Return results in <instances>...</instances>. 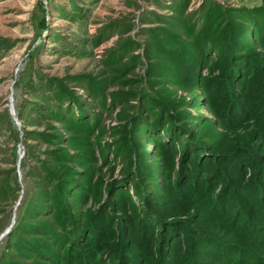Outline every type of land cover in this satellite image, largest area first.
Wrapping results in <instances>:
<instances>
[{
    "label": "rangeland",
    "instance_id": "1",
    "mask_svg": "<svg viewBox=\"0 0 264 264\" xmlns=\"http://www.w3.org/2000/svg\"><path fill=\"white\" fill-rule=\"evenodd\" d=\"M263 2L0 0V264H123L124 253L158 264L159 225L146 224L127 184L134 144L140 164L162 175L145 204L155 220H186L230 249L205 248L192 264H264V232L251 241L244 222H228L263 224ZM130 120L181 127L180 140L208 148L200 166L209 175H194L148 132L132 143ZM219 194L228 219L209 216ZM32 201L45 210L29 221L53 238L16 230ZM191 232L167 264L191 252Z\"/></svg>",
    "mask_w": 264,
    "mask_h": 264
},
{
    "label": "trees",
    "instance_id": "2",
    "mask_svg": "<svg viewBox=\"0 0 264 264\" xmlns=\"http://www.w3.org/2000/svg\"><path fill=\"white\" fill-rule=\"evenodd\" d=\"M264 6V2L255 7V10L262 8ZM254 9V7H253ZM262 19H264V15L262 17ZM210 44V43H209ZM233 44V43H230ZM234 45V44H233ZM156 122V121H155ZM153 123L150 121H146V125H138V121H134V120H130L128 126L126 127V132H127V136L131 139L132 138V143H136V141L134 140L136 137V135H138L139 132L143 131L148 132L150 134V136H145L144 138H148V142H153L155 145L156 143L162 142L163 145V150L167 151V154L171 155L172 157H178V158H182L183 162H186L187 164H189L191 167L190 169L195 172L194 175H197L198 173L201 172L200 177H203L204 175H209V171H205V169H201V164L202 162L205 161V158H207L208 155V148L207 150L205 149V146L202 143H199L197 141H195V139H193L192 141L190 139H182L180 140L179 138V132H183V129L181 127L179 128H175L174 126L170 125V124H166V123ZM142 128V129H141ZM136 134V135H134ZM181 142H184L183 145L185 144V146H183V149H177L179 148V144ZM130 163L131 166L134 167V170L131 173L130 179H134V181H130L128 184V188H130L129 190L131 192L134 193V200L137 204L139 205V209L140 212H142V215L144 219L147 220V223H151L155 226V228H157V225H159V238L161 243L158 246V252L161 251V255H159V263L158 264H167V263H171L174 262L175 260H177V257L174 253L175 247L176 245H174V243L176 242V238L179 237V240L181 238V236L183 235L182 232L183 230H187L189 232H191L189 234V243L190 245H193V251H187L185 253V256L183 259H181L180 264H192L194 262V254H199L201 252H203L205 250V248H211L214 247L216 249L221 250V252L224 251V253H230V249L229 247H226L225 243H221L218 242L216 236L212 235L211 233H207V231H204L200 226L197 227L196 229H191L189 227V223L186 220H182V221H169V222H160L158 223V220H155V214L154 211H152V209H150L148 206H145L146 203L149 202V198L154 194L153 192V188L157 187V186H164L161 183V173H159L157 171L154 170H146L144 165H141L140 162L142 161V157L140 156V153L138 151L137 146H133V156L130 159ZM204 166V165H203ZM205 168V167H204ZM202 170V171H200ZM204 170V171H203ZM191 173V172H190ZM136 174H140L141 177L140 178H135ZM212 178H209L207 180V182H205V186L207 187V183L210 184ZM198 181V180H197ZM196 182V180L194 181ZM210 186V185H209ZM208 187L203 190V194L205 197H207L209 191H208ZM129 191V192H130ZM252 188L249 187V189H247L245 191L244 194H246L248 197H250V202L251 200H253V193H252ZM220 199H224V196L220 195L217 196L215 198V204L213 207H211V212L209 214V216H211V219H218V218H225L228 219V214H227V209L229 207L228 203H224V201H220ZM218 202H219V207H218ZM55 204V201H54ZM237 207V205H236ZM256 212H257V216L260 219V223H263L262 226H255L252 230V223H250L249 219L247 216L244 215V217L242 218V221L238 220L236 221V215L232 216V218L228 219L229 223L231 225L235 224V229H238L239 225L241 224V222H244V227L243 230L246 233V231L248 232H252L251 234H248L243 232V234L245 236H247L251 241H255L257 242V240H261V232H264V204H257L256 206ZM45 210V205L43 202L41 203H36V202H30L28 204V206L25 209V218L23 219L22 223L20 222L18 224V226L16 227V230H27L26 228H28V230H32L33 232H35V229L40 230L38 233L41 232H45V237L51 236L49 234V231H47V227L43 226L42 224H40L39 222H37V224H35V221H29L32 220V218L34 217V215L38 214L39 212H43ZM157 215V214H156ZM27 217L29 218L27 220ZM157 217V216H156ZM160 218V216L158 217ZM240 218V217H239ZM241 219V218H240ZM175 223H179L182 228L181 229H176V224ZM22 224H24V226H22ZM179 225V226H180ZM149 226V225H146ZM151 226V225H150ZM75 227V226H74ZM77 227V226H76ZM35 228V229H34ZM73 228V227H72ZM248 228H250L251 230L249 231ZM176 229V230H175ZM239 229H241V227H239ZM156 229H154L155 232ZM242 230V229H241ZM259 232H258V231ZM16 231V232H17ZM24 232V231H22ZM15 235L13 236V245L20 250L19 248L22 247V241L23 240V236H20L17 233H14ZM179 234V235H178ZM53 238V236H51ZM99 241V240H98ZM250 241V242H251ZM25 242V241H24ZM28 242L30 244H32L34 241L29 239ZM102 243V242H101ZM100 242H98V245L101 244ZM33 246H35L34 244H32V246L30 247L31 250H33ZM173 248V249H172ZM114 249L109 248L107 249V253L112 252ZM151 250V249H150ZM44 252L43 248L41 249V251H35L36 254L40 255V256H44L41 255ZM193 252V253H192ZM121 257L117 258V261L122 262L123 264H136L137 260H135L134 258L128 256L126 253L124 254H120ZM108 256V255H107ZM112 258V257H109ZM102 260V259H101ZM104 263H106V261H104Z\"/></svg>",
    "mask_w": 264,
    "mask_h": 264
}]
</instances>
